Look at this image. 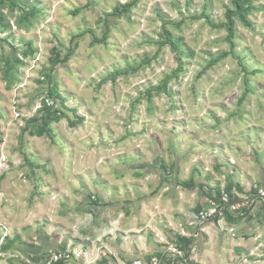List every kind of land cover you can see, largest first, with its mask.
Segmentation results:
<instances>
[{
    "label": "rangeland",
    "instance_id": "rangeland-1",
    "mask_svg": "<svg viewBox=\"0 0 264 264\" xmlns=\"http://www.w3.org/2000/svg\"><path fill=\"white\" fill-rule=\"evenodd\" d=\"M2 1L0 264H264V0Z\"/></svg>",
    "mask_w": 264,
    "mask_h": 264
},
{
    "label": "trees",
    "instance_id": "trees-1",
    "mask_svg": "<svg viewBox=\"0 0 264 264\" xmlns=\"http://www.w3.org/2000/svg\"><path fill=\"white\" fill-rule=\"evenodd\" d=\"M3 1L0 0V4ZM251 2L252 0H230L231 3V8H228L225 10L224 12V17H225V21L222 23H213L208 15H205L203 13V16L205 18V21L211 25L212 27H223L225 29L226 32V36L225 39L228 42V46H229V53H233L234 47H235V43H234V35H235V29H234V24H235V18L238 19L241 23H243L245 26H250L251 23L248 20V14L251 10ZM137 3V0H130L127 3L121 4L118 7L115 8L114 13L115 14H123V13H127L130 11V9ZM34 9H31L30 11H25L24 15H23V19L27 20L28 16L33 15L34 14ZM163 29V34L165 36L163 44H167L169 45V47L171 48V50L177 54V42H175L172 37L170 32L166 29L165 26H162ZM106 38V32H104V35L102 37V40H104ZM30 45V43H29ZM30 52H32V50L30 49ZM176 60L177 62L180 63V58L178 56H176ZM166 81L167 79L165 78L162 82V88L166 85ZM248 91V88L244 89V92L240 98L239 101H242L243 97L245 96L246 92ZM49 98H52L53 100H55L53 98V95L50 93L48 94ZM44 105V109L48 110L51 109L53 105L48 106L45 105V103H43ZM225 190L229 193L230 192V187H226ZM225 192V191H224ZM218 198V197H217ZM232 198L230 196L229 193V199ZM264 199V198H263ZM228 222H235L236 220H238L240 218V215L237 214L236 216L233 214H230V212H226L225 216H224ZM56 264H61V262H58ZM190 264H195L193 261H190Z\"/></svg>",
    "mask_w": 264,
    "mask_h": 264
},
{
    "label": "built area",
    "instance_id": "built-area-1",
    "mask_svg": "<svg viewBox=\"0 0 264 264\" xmlns=\"http://www.w3.org/2000/svg\"><path fill=\"white\" fill-rule=\"evenodd\" d=\"M45 103L48 106L52 104V102H49L47 100L45 101ZM260 195H261L260 197H262L263 193L261 192ZM236 204L234 203L233 205L230 204L228 205V195L226 194V192L222 191L219 202L217 203L213 199H209L207 205L202 209H200L196 217L199 220V222L209 220L217 215H220L221 214L220 209L224 208L226 205H227V210L233 213L234 211L238 210V208L240 207L239 204L238 205ZM230 232H233V229H230ZM53 257L54 259L57 258L55 254L53 255ZM137 264H142V263H137ZM150 264H159V263L156 258H152Z\"/></svg>",
    "mask_w": 264,
    "mask_h": 264
},
{
    "label": "crops",
    "instance_id": "crops-1",
    "mask_svg": "<svg viewBox=\"0 0 264 264\" xmlns=\"http://www.w3.org/2000/svg\"><path fill=\"white\" fill-rule=\"evenodd\" d=\"M223 222L226 223V222L224 221V219H223Z\"/></svg>",
    "mask_w": 264,
    "mask_h": 264
}]
</instances>
